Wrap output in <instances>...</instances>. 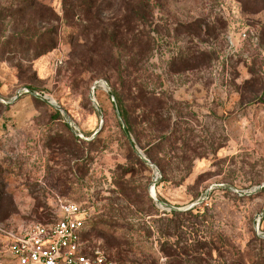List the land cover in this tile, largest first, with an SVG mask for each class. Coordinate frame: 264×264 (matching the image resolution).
Wrapping results in <instances>:
<instances>
[{"label":"rangeland","instance_id":"1","mask_svg":"<svg viewBox=\"0 0 264 264\" xmlns=\"http://www.w3.org/2000/svg\"><path fill=\"white\" fill-rule=\"evenodd\" d=\"M74 1L68 16L63 0H0V264L60 202L114 264H264V0H134L132 21L122 0H92L89 19ZM53 28L34 62L6 42Z\"/></svg>","mask_w":264,"mask_h":264},{"label":"built area","instance_id":"2","mask_svg":"<svg viewBox=\"0 0 264 264\" xmlns=\"http://www.w3.org/2000/svg\"><path fill=\"white\" fill-rule=\"evenodd\" d=\"M26 94L31 92L18 91L15 100ZM59 212V220L33 224L15 238L7 264H114L101 251L85 252L82 233L89 220L85 209L78 204L60 202Z\"/></svg>","mask_w":264,"mask_h":264},{"label":"trees","instance_id":"3","mask_svg":"<svg viewBox=\"0 0 264 264\" xmlns=\"http://www.w3.org/2000/svg\"><path fill=\"white\" fill-rule=\"evenodd\" d=\"M74 0H63L64 2V8L66 9V13L67 15H71L72 13L74 14V12L76 11V9L78 10V8L80 9L81 6L75 4L76 1ZM98 3L100 4H104V3H108L109 0H96ZM126 6H128V9L130 11V15L131 17L130 20H137L136 17H138L139 20L144 19V16H142L141 12L138 11L139 6H133L134 5V0H122ZM249 4L251 7H255L256 4L254 2H256L255 0H248ZM84 3H86L87 5H89L87 10H83V14L85 15V17L87 19H89V17L91 16V4H92V0H83ZM5 5H8V7L11 9L12 7V3L11 1H7ZM145 8V7H143ZM1 9V7H0ZM252 9H256V8H252ZM142 10V9H141ZM144 10V9H143ZM145 11V10H144ZM79 12V10H78ZM93 14V13H92ZM79 16V15H78ZM81 19V16H79ZM93 17H92V21H93ZM81 21V20H80ZM39 33V31H38ZM13 41H15V43L17 44V41H19L18 44L21 43H25V45L28 47V51H30L32 53V56L30 58H28L31 62H34L36 60H38L39 58H41L42 56H45L49 53H51L52 51H54L57 48V41H58V35L56 34V29H52L49 32H47L46 34L42 35L39 37V39H35V36L31 39H27L24 40L22 39V36L20 35L18 38H14V39H7L6 42L10 43V45H12ZM24 41V42H23ZM16 46V45H15ZM0 61H6V59L3 56H0ZM27 90H29L30 92H33L32 90H30L29 88H25ZM113 97L119 107V111L121 114V117L125 120L126 123H128V129L130 131V133H133V128L130 125V117H129V113L127 112V110H125L123 108V102H122V98L121 95L114 91L113 93ZM58 117H60V113L57 114ZM118 195H122V196H126L129 191L128 190H120L118 192H116ZM194 210L199 211L200 208L195 207L194 209L190 210L189 212H193ZM173 215H176V212H172ZM119 216V218H118ZM121 214H117L116 216H111L110 219L106 222H104V225L107 227H110V229L113 231V233H115V229H119L121 222H125L126 219L121 218ZM59 220V218H57L55 221ZM53 221V222H55ZM52 223V222H50ZM47 223V224H50ZM130 224L127 223L125 224L124 227L129 226ZM87 229V227H86ZM86 229L85 231L82 233V240L83 237L85 236V238H87V233H86ZM91 230V228H88L87 232H89ZM103 231V232H102ZM92 232L94 233H98L99 237H104L106 238L108 235H106L104 233V230L99 231L95 226L92 227ZM86 233V234H85ZM110 237V236H109ZM109 239V243L111 245V248L116 250L117 252V256L120 257L122 255H127L129 253H131V245L127 243V241L122 242L120 239H117L115 237V234L111 236V238Z\"/></svg>","mask_w":264,"mask_h":264},{"label":"water","instance_id":"4","mask_svg":"<svg viewBox=\"0 0 264 264\" xmlns=\"http://www.w3.org/2000/svg\"><path fill=\"white\" fill-rule=\"evenodd\" d=\"M37 98H40V99H42V97L41 96H38V95H35ZM114 102V104H116L115 103V101H113ZM58 109H60L58 106H56ZM5 127V126H4ZM97 135V134H96Z\"/></svg>","mask_w":264,"mask_h":264}]
</instances>
